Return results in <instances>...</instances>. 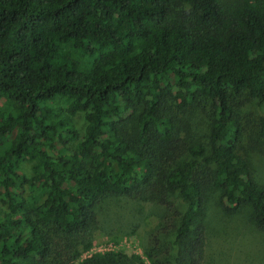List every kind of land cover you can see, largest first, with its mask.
Masks as SVG:
<instances>
[{"label":"trees","instance_id":"obj_1","mask_svg":"<svg viewBox=\"0 0 264 264\" xmlns=\"http://www.w3.org/2000/svg\"><path fill=\"white\" fill-rule=\"evenodd\" d=\"M256 101L264 0H0V264H143L80 260L120 202L151 264H207L213 210L264 233Z\"/></svg>","mask_w":264,"mask_h":264},{"label":"rangeland","instance_id":"obj_2","mask_svg":"<svg viewBox=\"0 0 264 264\" xmlns=\"http://www.w3.org/2000/svg\"><path fill=\"white\" fill-rule=\"evenodd\" d=\"M245 113L264 114V103H255L246 106ZM79 129L83 128L82 117L76 118ZM253 165L255 178L264 186V153H254ZM27 173L28 169L25 167ZM110 212L100 230L97 232L89 250L82 251L80 260L95 253L117 251L129 257L140 256L143 264H151L145 253L148 242V233L159 222V210L151 203L143 202L138 206L127 202H120L118 206L125 209L120 218L114 215L115 209L109 205ZM214 219L209 232V246L207 249V264H264V233L257 232L248 216L231 217L225 220L212 211Z\"/></svg>","mask_w":264,"mask_h":264}]
</instances>
